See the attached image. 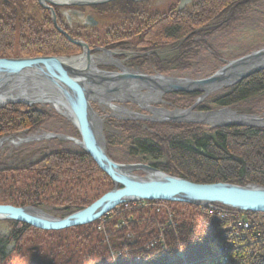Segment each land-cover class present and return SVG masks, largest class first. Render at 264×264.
I'll return each mask as SVG.
<instances>
[{"label":"rangeland","instance_id":"rangeland-1","mask_svg":"<svg viewBox=\"0 0 264 264\" xmlns=\"http://www.w3.org/2000/svg\"><path fill=\"white\" fill-rule=\"evenodd\" d=\"M185 1L187 4L181 5L183 0H117L98 5L100 7L97 10L103 9L106 13L102 15L92 13L98 25L90 28L89 35L74 33L75 40L89 44L93 56L101 55L103 50L113 52L112 59L119 61L122 66L131 71L151 76L161 75L168 78L192 80L207 78L227 63L264 48V0H258L257 3L251 4L248 13L230 30L222 28V23H211L206 27L194 29L195 38L192 41L194 43H189L184 49L185 39L188 36L178 41L168 39L167 31L178 17L195 16L197 7L203 0ZM243 1L248 2V0ZM121 2L127 4H121ZM241 2L236 3L234 7ZM151 18L153 27L150 28L147 19ZM55 41L56 39H53V43H42V54L38 56L35 54L18 55L19 52L13 49L12 52L18 53L3 58L75 57L83 54L78 44L70 45V51H68V47L61 40H58V47L54 48ZM3 47V41L0 39V51L5 53ZM152 56L155 59L152 60ZM134 58L144 61H136ZM98 69L106 72H119V69L108 66L106 63H99ZM225 89L208 96L195 106L194 112L206 113L224 109L210 107L209 102L212 97ZM200 96L201 93L173 92L164 95L161 100L151 103L150 106L168 111L188 110L196 104ZM118 105L128 111L137 112V114H149L136 103L125 102ZM10 106L14 105H8L5 108L8 109ZM24 106L25 108L20 109L22 112L39 114L38 126L34 127L35 121L32 122L33 125L23 124V128L18 132L1 136L0 140L14 137L19 141V139L46 134L80 139L76 128L54 108L48 105ZM93 106L101 117L107 113L112 114L105 107L95 104ZM202 107L211 109L202 110ZM227 109L239 115L264 116V93L237 106L227 107ZM5 115L9 117L10 114L3 113L0 117ZM24 117L26 116L22 118ZM26 118L29 119V117ZM218 128L223 127L211 128L205 124L186 122L131 121L111 118V116L103 119L107 153L113 161L121 164L140 163L152 166L151 164L156 162L151 157H137L130 154L131 146L139 139L148 138L158 143L163 141L166 143L169 138L175 137L186 139L187 142L191 134L210 133ZM256 129L264 130L263 128ZM55 152L69 153L71 154L70 161H74L76 156L84 151L73 142L60 139L36 140L18 145L3 144L0 147V204L15 205L16 203L19 207L27 198V193L23 192L24 189L31 188L30 195L35 208L54 217L62 218L81 210L77 209L79 205L83 206L82 209L90 206L114 188L113 182L103 176L91 173V171L85 174L81 172L82 176H79L70 167V172L67 170H62L59 174L50 172L49 174L54 177L51 182L52 186H47L42 191L44 195L38 193V198L35 197V188L38 187L35 184L40 172H36V169L33 172L31 167ZM165 162L166 156L159 161L162 164ZM137 174L145 176L143 172ZM60 177L61 183H59ZM176 204L181 203L163 201L132 203L114 209L89 225L63 231H42L22 223L13 226L11 223L14 222L0 221V240L7 241V245L10 246L8 250L13 246H17L18 249L21 246V251L16 250L12 254H6L7 259L3 262L4 264H38V260L35 262V259L40 254L42 259H51L53 264L54 262L56 264H94L105 255L108 258V264H121V262L122 264H151L148 263L149 260L150 262L158 261L159 264H180V262L181 264H192L189 260L190 252L182 240L179 227L186 221L194 223L200 221L201 218L205 227L219 241L216 247L217 254L219 246H227L228 242L234 245L229 252L228 261L233 250L243 248L252 253V249L254 251L260 245L261 240H264V233H261L259 229L264 228L263 218L255 219L248 216V213L233 211L223 218L212 211L213 208H200L195 211L189 207L184 211L180 209L178 211ZM137 211L142 215V219H135L133 216V213ZM150 218L155 220L154 227L148 224ZM237 220H245L248 227L239 229V231H237L238 227L230 229L229 223L237 222ZM220 221L225 222L218 223ZM216 222L223 225L215 224ZM12 228L13 231H11ZM14 229H17V233ZM232 230L233 232L230 233ZM99 244L100 247L102 246V256L91 260L88 252L90 253ZM136 247L139 253L144 254L147 262L143 261L141 256L136 255Z\"/></svg>","mask_w":264,"mask_h":264},{"label":"water","instance_id":"water-1","mask_svg":"<svg viewBox=\"0 0 264 264\" xmlns=\"http://www.w3.org/2000/svg\"><path fill=\"white\" fill-rule=\"evenodd\" d=\"M113 1L117 0H73L76 6L102 5ZM73 42L84 49L82 55L66 58H0V109L18 104L29 107L33 104L48 105L76 128L80 139L55 134L19 141L14 137H6L0 140V147L6 143L18 145L36 140L71 141L94 160L111 179L114 188L90 206L62 218L33 206L0 205V221L22 223L42 231H63L89 225L120 206L146 201L190 204L204 209L221 207L241 213H264L262 186L194 183L168 175L150 165L113 161L106 149L103 119L93 106L105 107L113 111L111 118L121 120L186 122L205 124L211 128L246 126L264 129V118L239 115L227 108L206 113L194 112L195 106L211 94L264 71V48L227 63L207 78L192 80L145 75L122 65L123 69L119 72L102 71L98 69L100 61H94L100 59L101 55L93 56L86 44ZM105 53L114 54L103 50L102 54ZM81 58H86L85 65L71 71L70 66L80 63L78 60ZM173 92L201 93V96L188 110L168 111L150 106L154 102L153 98L159 97L161 100L164 95ZM112 101L117 104L137 103L153 115L150 112L149 115L127 112L125 108L109 104ZM122 113L127 117H123ZM138 172H143L145 176H139Z\"/></svg>","mask_w":264,"mask_h":264},{"label":"trees","instance_id":"trees-1","mask_svg":"<svg viewBox=\"0 0 264 264\" xmlns=\"http://www.w3.org/2000/svg\"><path fill=\"white\" fill-rule=\"evenodd\" d=\"M240 1L242 2L234 7ZM257 2L258 0H248V2L243 0H203L198 5L195 16L178 17L177 21L173 23L174 25L169 27L167 38L178 41L182 37L188 36L183 47L186 49L188 44L195 38L194 31L196 29L206 27L211 23H222V28L225 27L230 30L248 13L251 4L253 5ZM121 4L127 3L121 2ZM232 6L234 8H231ZM222 18L224 19L223 21ZM204 49H206L205 46ZM3 57L5 56H0V58ZM263 93L264 71H261L237 85L223 90L212 97L209 103L210 107L214 108L234 107ZM21 108H25V106L14 105L8 107V109L0 110V115L3 113L11 115V117L10 115L9 117L6 115L0 117V137L15 134L23 128V124L29 125L33 121L36 122L34 127L38 126L37 118L39 114L36 112L26 114L20 110ZM208 109L211 108L202 107V110ZM23 116L29 117V119L26 117L22 118ZM191 135L190 138L188 137L190 140L187 142L185 141L186 139L175 137L169 138L166 143L164 141L158 143L152 139L142 138L131 146L130 154L137 157H151L156 160L155 163L151 164L152 167L168 175L184 178L194 183H230L241 186L257 184L264 187V130L252 127L228 126L214 129L210 133H195ZM164 156H166V162L164 164L159 163ZM70 157L71 154L69 153L55 152L44 157L31 167L33 172L35 169L36 172H40L39 179L37 178L35 184L36 187L38 186L35 191V197L38 198L39 194L44 195L42 191L47 186H52L51 182L54 177L49 174L50 172H58V174L62 170L70 172V167L75 171L76 175L82 176V173H90L91 171V173L103 176L111 181L85 152L79 153L74 161H70ZM61 180L60 177L59 183H61ZM25 193H27V198L26 200L23 199L25 202L22 205H32L34 201L30 195L32 193L31 189L27 188ZM176 205L178 211L179 209L184 211V209L189 207L195 211L200 210L199 207L187 204ZM82 207L79 205L77 209H82ZM227 212L231 213L230 210H227ZM133 216L135 219H142V215L138 211L134 212ZM248 216L255 219H264V213H248ZM153 222H155L153 218L148 220V224L152 227H154ZM259 229L261 233H264V228ZM179 233L190 252L189 260L192 261V264H264V240H261L260 245L254 251L252 249V253L250 250L243 248L233 250L231 256H229V261L224 263L219 260L216 252L219 241L205 227L202 218L198 222L186 221V223L181 224ZM84 236L87 237L85 234ZM135 253L141 256L143 261L147 262L144 254L137 251V247ZM88 255L90 256L89 252ZM103 260L105 264H108L106 255L103 256ZM150 261L148 263H160L158 261Z\"/></svg>","mask_w":264,"mask_h":264},{"label":"flooded vegetation","instance_id":"flooded-vegetation-1","mask_svg":"<svg viewBox=\"0 0 264 264\" xmlns=\"http://www.w3.org/2000/svg\"><path fill=\"white\" fill-rule=\"evenodd\" d=\"M184 1L185 0L181 2V5H184ZM98 7L100 6H76L74 5L73 0L71 2L70 0H67L65 3L53 2L51 0H0V39L3 41V48L5 51V53L0 51V55L13 56V54L19 52L18 55L22 56L26 54L29 56L31 54L38 56V54H42V43H53V39H56L53 44L54 48L58 47V40H61L63 44L68 47V51H70V45L74 44L73 41L80 42L79 40H75L74 33L80 32L89 35L90 28L98 25V21L95 20L92 13H98L99 15L106 13L103 9L97 10ZM147 23L150 28L153 27L152 18L147 19ZM85 38L88 37L85 36ZM87 46H89V44ZM88 48L89 50H92L90 46ZM13 49H16L18 52L13 51V53ZM82 50L84 52L83 48ZM134 59H136V61H144L142 59L137 60L138 58ZM153 59L155 58L152 56V60ZM26 190L27 189H24L23 192ZM0 205H12L18 207L19 204L15 203L14 205L5 203ZM21 206L22 205L19 207ZM11 224L13 226H18L15 222ZM11 231H13V228ZM18 231L21 232V230ZM14 232L17 233V229ZM9 247L7 241L0 240V264H4L3 261H6V254H12L16 250L21 251V246L19 249L17 246H13L12 249L8 250ZM101 251L100 244L96 245L90 251L91 260L94 258H100L102 256ZM37 260L38 264H53L52 261H50L51 259H42L40 254L36 256L35 262ZM54 264L56 263L54 262ZM94 264H105V262L102 258L95 261Z\"/></svg>","mask_w":264,"mask_h":264},{"label":"bare ground","instance_id":"bare-ground-1","mask_svg":"<svg viewBox=\"0 0 264 264\" xmlns=\"http://www.w3.org/2000/svg\"><path fill=\"white\" fill-rule=\"evenodd\" d=\"M51 1H53V2H59V3H65L67 0H51ZM72 0H70V2H71ZM185 4H187L186 3V1H184V5ZM112 55H110V54H108V53H105V54H102L101 56H100V59L99 58H97V59H94V61H100V63H106L107 65H111L112 67H116L117 69H119V71L121 70V63L119 62V61H116V60H113L112 59ZM63 58H66V57H63ZM61 61H72V60H68V59H62ZM78 61H81L80 63H77V64H74V65H71L70 66V70L72 71L73 69L75 70V69H78L79 67H81V65H85V63H84V61H86V58H81V60H78ZM124 67V66H123ZM123 69V68H122ZM142 92H145V91H142ZM31 95V94H30ZM33 99V98H32ZM51 99V98H50ZM133 99H135V100H138L137 98H133ZM161 99V98H160ZM153 100H154V102H156V101H158L159 100V97H155V98H153ZM131 101H133V100H131ZM133 102H135V101H133ZM123 103V102H122ZM125 103V102H124ZM130 103H132V102H130ZM109 104H112L113 106H117V107H122V109L124 108L123 106H119L117 103H115V102H110ZM137 104V103H136ZM33 105H35V104H33ZM140 108H141V106L139 105V104H137ZM126 109V108H125ZM124 109V110H125ZM110 111V110H109ZM126 111L128 112V110L126 109ZM110 112H112L113 113V111H110ZM131 113H133V114H136L137 112H133V111H130ZM150 112V115H153V113L151 112V111H149ZM99 114V113H98ZM123 114V113H122ZM139 114V113H138ZM144 115V114H143ZM147 115H149V114H147ZM107 116H111V113H107L105 116H103L102 117V119H104V118H106ZM123 117H127V115L126 114H123ZM257 118H261V119H263L264 118V116H258ZM15 142H16V140H15Z\"/></svg>","mask_w":264,"mask_h":264},{"label":"built area","instance_id":"built-area-1","mask_svg":"<svg viewBox=\"0 0 264 264\" xmlns=\"http://www.w3.org/2000/svg\"><path fill=\"white\" fill-rule=\"evenodd\" d=\"M124 206H127V205H124ZM212 211H214L217 215H219L220 217H223V218H226L227 216H229L230 215V213L229 212H227V210H225L224 208H213V209H211ZM232 216V215H231ZM222 218V219H223ZM232 218H234V217H232ZM223 220H225V219H223ZM236 221V220H235ZM225 221H220V222H218V223H224ZM217 222L215 223V224H218ZM218 225H223V224H218ZM228 226H230L229 228L231 229H233V228H235V227H238V230L237 231H239V229H245V228H247L248 227V225H247V222H245V220H242V221H238L237 220V222H231V223H229V225ZM233 232V230L230 232V233H232ZM234 233H236L235 231H234ZM233 233V234H234ZM224 247H221V246H219V251H218V258H219V260H221L222 262H224V263H226V262H228V255H229V252H230V250H231V248L234 246L233 244H230V242H228V245L227 246H225V245H223Z\"/></svg>","mask_w":264,"mask_h":264}]
</instances>
